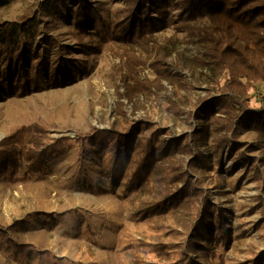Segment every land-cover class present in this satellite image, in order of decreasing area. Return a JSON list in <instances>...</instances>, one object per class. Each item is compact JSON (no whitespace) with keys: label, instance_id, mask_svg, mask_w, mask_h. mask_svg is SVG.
Masks as SVG:
<instances>
[{"label":"rangeland","instance_id":"obj_1","mask_svg":"<svg viewBox=\"0 0 264 264\" xmlns=\"http://www.w3.org/2000/svg\"><path fill=\"white\" fill-rule=\"evenodd\" d=\"M39 1L48 4L41 7ZM82 5L86 20L79 23L74 13ZM131 5L0 0V22L36 9L18 48L0 44V140L33 123L51 137L68 139L41 172L28 170L21 159L11 181L3 171L7 158L0 155V264H176L195 207L192 214L185 206L154 207L153 174L129 186L140 154L137 141L134 148L120 149L122 161L113 168L107 141L88 137L93 128L124 133L129 125L125 133L136 138H155L157 131L158 139L190 144L191 153L171 156L189 173L209 211L222 214L226 235L217 242L211 236L207 249L196 248L201 259L264 264V137L244 125L230 131L212 123L204 137L195 136L200 122L192 115L201 109L199 102L218 95L199 63L204 46L182 28L176 8L160 22L148 4L149 20L162 23L148 27L136 14L130 21L124 16ZM131 21L133 32L118 36ZM245 99L249 109H263L264 85L255 82ZM223 136L229 142L220 153L217 140ZM197 152L209 168L191 162ZM217 233L215 227L212 235Z\"/></svg>","mask_w":264,"mask_h":264},{"label":"trees","instance_id":"obj_2","mask_svg":"<svg viewBox=\"0 0 264 264\" xmlns=\"http://www.w3.org/2000/svg\"><path fill=\"white\" fill-rule=\"evenodd\" d=\"M142 1L127 0L128 3L133 4L122 11L129 19L128 21L136 14V18L138 15L143 26L160 25L162 23L157 24L149 20L148 4H151L150 10L155 12L160 22H165L171 8H176L178 22L182 28L188 30L190 35H196L204 46L203 59H200L199 63L201 69L206 72L204 75H208L206 81L218 95L213 98L207 96L199 102V104L203 103L201 109L192 116L199 120L200 124L193 134L204 137L208 132V126L212 123L216 127L230 128V131L238 130L244 125L260 132L264 137V108L249 109L245 99L246 89L255 82L264 85V0H145L144 6ZM47 4V2L39 1L36 5L44 7ZM77 9L74 19L82 23L86 17L81 11L86 10V6H78ZM35 10L31 9L15 20L0 22L2 46L9 50L18 48L22 34L32 27L31 16ZM202 20L206 22L200 24ZM132 24V21L127 22L118 36L132 33ZM169 71L164 68L165 74ZM221 80H223L222 83ZM216 110H220L221 114L215 116ZM129 130H132L131 125L126 131ZM125 132L116 128L103 131L93 128L88 137L107 141L112 154L113 168L122 161L120 149L124 148L126 151L134 148L137 141L136 145L139 146L140 154L135 159L136 163L129 175V186L140 185L153 174L157 180V187L151 191L152 200L156 201L154 207L161 206L166 209L185 206L191 214L193 213L191 208L195 207L191 234L184 245L185 250L178 253L174 263L210 264L201 259L196 248L203 246L207 249L206 245L211 242V236L217 242L225 239L226 235L221 229L223 225L219 224L222 214L209 211L207 204H203L196 185L191 183L189 173L174 162L173 156L176 151L192 152L190 144L187 140L183 143L181 138L158 139L157 131L153 132L155 138L146 136L136 138V133ZM66 141L68 139L51 137L47 128L39 123L14 128L0 140V155L7 158L3 164L6 166L3 167L6 178L10 181L14 180L21 159L26 161L28 170L43 171L48 166V161L56 148ZM228 142L227 136L217 140L220 153ZM169 156H171L170 160L167 159ZM191 162L202 168L210 167L209 161L201 152H197L194 161ZM168 169L172 171L168 173ZM152 170L155 171L152 172ZM215 219L218 223L214 226ZM215 227L219 233L213 236Z\"/></svg>","mask_w":264,"mask_h":264}]
</instances>
